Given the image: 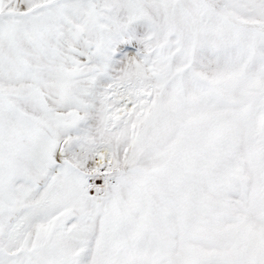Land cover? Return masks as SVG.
I'll return each instance as SVG.
<instances>
[{"label": "snow or ice", "instance_id": "6c2138e0", "mask_svg": "<svg viewBox=\"0 0 264 264\" xmlns=\"http://www.w3.org/2000/svg\"><path fill=\"white\" fill-rule=\"evenodd\" d=\"M0 264H264V0H0Z\"/></svg>", "mask_w": 264, "mask_h": 264}]
</instances>
